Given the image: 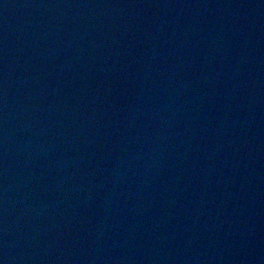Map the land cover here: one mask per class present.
<instances>
[{"label":"water","instance_id":"1","mask_svg":"<svg viewBox=\"0 0 264 264\" xmlns=\"http://www.w3.org/2000/svg\"><path fill=\"white\" fill-rule=\"evenodd\" d=\"M0 264H264V0H0Z\"/></svg>","mask_w":264,"mask_h":264}]
</instances>
